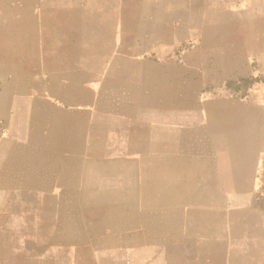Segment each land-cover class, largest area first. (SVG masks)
Listing matches in <instances>:
<instances>
[{"label":"crops","instance_id":"1","mask_svg":"<svg viewBox=\"0 0 264 264\" xmlns=\"http://www.w3.org/2000/svg\"><path fill=\"white\" fill-rule=\"evenodd\" d=\"M112 1L0 0V37H12L0 39V264L70 243L93 245L100 264H264V233L229 219L254 194L241 157L264 156L257 134L253 150L229 133L261 129L222 124L214 141L212 123L167 122L162 106L112 93L113 21L131 20ZM255 96L247 105L211 93L205 115L257 122L264 92Z\"/></svg>","mask_w":264,"mask_h":264},{"label":"rangeland","instance_id":"2","mask_svg":"<svg viewBox=\"0 0 264 264\" xmlns=\"http://www.w3.org/2000/svg\"><path fill=\"white\" fill-rule=\"evenodd\" d=\"M115 2L113 10L126 12L127 17L131 13V20L113 21L112 40L114 45L117 42L113 55L119 66L113 69L116 89L112 93L121 99L127 97L125 101L130 103L132 100L137 107L162 106L167 122L177 120L198 127L212 123L214 141L220 136L215 128L222 124L258 127L261 132L234 131L229 135L230 139L239 142V146L253 149L256 145L253 137L257 134L263 148L264 114L257 122L245 111L234 113L230 110L228 114L226 110L221 115L219 110L209 117L205 115L204 102L212 93L213 97L255 105L258 101L255 95L264 92V0ZM11 6L5 5L10 9ZM96 37L95 31L91 30L85 32L84 40L94 42ZM0 39L6 41L5 47L12 46V37ZM128 59L133 61L130 67ZM220 150L215 146L211 148L212 159H219ZM206 151L208 153V148ZM233 157L229 154L225 158ZM252 158L243 155V162L239 165L243 174L252 173L253 176L254 194L248 204L249 210L230 213L229 219L247 223L245 233L257 236L264 233V228L254 226L259 221L264 224V156L262 159ZM239 184L244 189L249 186V181L242 177ZM19 262L100 264L93 245L85 243L48 244V258L38 253L37 258L22 256Z\"/></svg>","mask_w":264,"mask_h":264}]
</instances>
